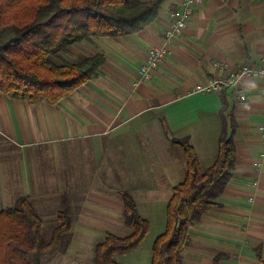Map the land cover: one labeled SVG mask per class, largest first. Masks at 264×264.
I'll use <instances>...</instances> for the list:
<instances>
[{
    "label": "crops",
    "instance_id": "crops-1",
    "mask_svg": "<svg viewBox=\"0 0 264 264\" xmlns=\"http://www.w3.org/2000/svg\"><path fill=\"white\" fill-rule=\"evenodd\" d=\"M180 2L162 0L155 20L137 33L71 46L62 56L66 62L94 55L104 62L95 78L55 105H29L0 93V140L13 152L0 155V211L26 197L44 223L56 226L57 210L44 212L34 203L64 194L67 163L70 194L80 191L73 182L89 181L71 228L123 224L120 194L128 192L149 231L161 234L166 204L186 170L171 141L188 138L201 169H208L219 138L232 133V175L218 206L189 228L181 264H213L217 255L225 256L218 264H264V171L254 167L264 149L257 131L264 81L247 77L237 89L192 92L211 77H226L213 70V61L230 71L264 66V0H205L172 40L162 66L133 87L146 51L162 42L168 14ZM45 147L55 151L54 169L44 166Z\"/></svg>",
    "mask_w": 264,
    "mask_h": 264
},
{
    "label": "trees",
    "instance_id": "trees-1",
    "mask_svg": "<svg viewBox=\"0 0 264 264\" xmlns=\"http://www.w3.org/2000/svg\"><path fill=\"white\" fill-rule=\"evenodd\" d=\"M162 0H0V93L29 105H55L96 77L104 62L94 55L74 62L62 56L71 46L94 38L134 34L155 20ZM50 58L59 62L54 63ZM171 144L186 161L183 181L166 204L165 229L151 247L149 264H181L190 243L189 228L218 205L234 168L232 133L219 138L218 152L208 169H201L188 138ZM122 220L127 236L107 232L95 244L91 264H119L115 256L137 250L149 231L134 199L122 192ZM32 202L19 198L0 211V264H43L55 256L71 230L70 207L62 203L58 224L44 237V222ZM217 255L213 264L224 259Z\"/></svg>",
    "mask_w": 264,
    "mask_h": 264
},
{
    "label": "rangeland",
    "instance_id": "rangeland-1",
    "mask_svg": "<svg viewBox=\"0 0 264 264\" xmlns=\"http://www.w3.org/2000/svg\"><path fill=\"white\" fill-rule=\"evenodd\" d=\"M54 63L59 64V62L53 58H50ZM74 61V60H73ZM85 150V149H83ZM86 153V152H84ZM13 155L11 146H8L3 141L0 140V155ZM15 157H18V154H14ZM54 155L55 151L53 148L45 147L41 152V157L47 158V163L44 165L47 169H54ZM70 156V153L68 154ZM42 161V160H41ZM62 176V181L64 184L63 192L61 196H49L38 203H34L39 209L44 212L54 213L55 210L59 211V208L62 203H67L70 207L71 218L73 213L75 214L76 210L80 207V201L83 200L82 191H84L88 186V180L83 179V181L73 182V185H78L77 194H70V189H66V186H71L69 180V168L67 163H65ZM68 172V173H67ZM81 174V173H80ZM79 174V175H80ZM83 176H87L83 173ZM65 184H67L65 186ZM149 212H143L147 215ZM54 221L47 220L44 223V237L47 239L50 236L51 230L55 227V224H52ZM107 232L113 233L119 236H127L130 231L123 227L121 222L113 221L110 225L107 224L101 230L98 229H74L71 228L69 235L64 239L61 250L53 257L42 259L43 264H91L93 257V248L95 244L103 241L104 236ZM157 230L152 228L149 233L146 235L144 242L138 250L133 253L124 256H115L114 260L119 264H149L151 247L154 239L159 235Z\"/></svg>",
    "mask_w": 264,
    "mask_h": 264
},
{
    "label": "built area",
    "instance_id": "built-area-1",
    "mask_svg": "<svg viewBox=\"0 0 264 264\" xmlns=\"http://www.w3.org/2000/svg\"><path fill=\"white\" fill-rule=\"evenodd\" d=\"M205 0H181L180 4L174 10L172 9L169 16V23L163 32L162 42L156 46L150 47L145 54L143 63L137 71V78L132 83L133 87H137L140 83L150 80L154 70L162 66L169 45L175 37L182 34L187 22L192 17L194 11ZM211 66L218 74L227 73L226 77H211L203 84H197L193 87V93H210L220 92L224 87H233L237 89L244 78H254L264 81V66L255 67L244 64L234 71H230L229 66L225 62L213 61ZM239 99L244 100L245 96L239 94ZM262 119L257 126V131L264 147V113ZM254 167L257 171H264V149L258 155Z\"/></svg>",
    "mask_w": 264,
    "mask_h": 264
}]
</instances>
